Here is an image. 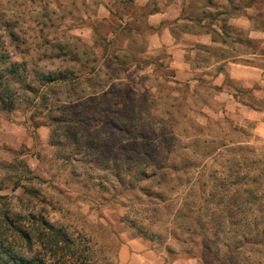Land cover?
<instances>
[{"label": "clouds", "instance_id": "9594fccd", "mask_svg": "<svg viewBox=\"0 0 264 264\" xmlns=\"http://www.w3.org/2000/svg\"><path fill=\"white\" fill-rule=\"evenodd\" d=\"M0 264H264V0H0Z\"/></svg>", "mask_w": 264, "mask_h": 264}]
</instances>
